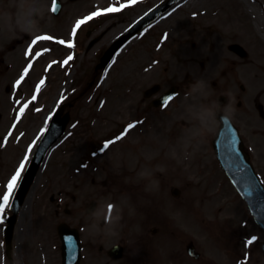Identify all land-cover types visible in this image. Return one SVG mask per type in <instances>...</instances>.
Returning <instances> with one entry per match:
<instances>
[{"label": "rangeland", "instance_id": "1", "mask_svg": "<svg viewBox=\"0 0 264 264\" xmlns=\"http://www.w3.org/2000/svg\"><path fill=\"white\" fill-rule=\"evenodd\" d=\"M152 1L150 0V3ZM242 7L249 12V9L247 8L246 4L252 5L256 8V14L252 13L251 15L247 17H244V14L241 13V16L239 17V21L237 23L233 22L232 15L237 16L236 11L238 10L233 6V2H230V0H198L197 1V7L196 8H186L182 9L179 8L180 11L175 12L172 17L167 18L166 22L162 26L166 27H172V32H170L169 39L164 42V45L159 48L157 51L154 48L155 42L152 40H146L144 45L137 47L136 49L131 48V45L136 44V42L131 43L127 48L123 50L121 55L118 57V59L114 60L111 66L106 70L103 74V77L100 78L101 85H99L100 91L105 90V87L110 84H116V85H139L138 88L135 89V91L130 94L124 101L123 104H127L131 98L135 99L140 90L150 84L151 82L155 80H160L162 84H170V83H183L188 85H197V81L199 76L202 74L204 70V65L207 62V54L211 52V50L214 49V44L212 42V39L217 37L218 40L222 41V47L224 49H227L228 44L231 42H242L244 45H248L247 40L252 43L253 45H258L259 50L257 52H260V56L251 55V53L247 50V56L246 57H239L235 54L236 62L232 64V68H238L239 70H242L241 68H244L245 66H248L250 64L253 65V69L249 72H245L240 75L236 76H230L226 74L228 72L227 70H224L223 72H219L218 70H221L224 65L216 64L215 73L210 77L207 76V78H203L201 85H205L207 81V85L214 87L215 90L223 91V92H232L235 96L233 99V104L236 102V98L238 96L243 97V100H247L249 106H251L252 110L254 109V106L256 102L261 98L264 99V94H262L261 97H259L258 88L259 85L256 84V78L257 77H263L264 78V56L263 51L264 47H262L260 44L264 45V0L261 4H257L255 2H252L251 0H241ZM83 5V4H80ZM229 10H228V9ZM230 8H233L230 10ZM202 11V15L199 14V16L195 17V21L197 25L192 27L191 25L186 24L184 21H188L190 19H193L191 16V12L199 13V11ZM208 11L210 13V16L205 17L203 16V12ZM228 10V12H227ZM233 10L231 15L228 14ZM230 11V12H229ZM228 15V16H227ZM215 17V18H214ZM253 17H258V20H255ZM250 19V28L251 30H248V27H245V30L243 31V34H241V27L242 25L247 22V19ZM211 19V20H210ZM126 22L117 23V27L114 29L116 30L113 34L121 30V28L125 25ZM156 32L158 30H161L160 25L159 27L155 28ZM112 32V30L109 31V33ZM108 33V34H109ZM211 33V35H209ZM253 33L255 35V38H257V42H255V38L251 36ZM110 35L109 37H106L105 39L93 43L91 46V54L99 47H101L103 44H106L108 40L113 36ZM249 34V35H248ZM237 36L242 40H236ZM213 37V38H212ZM217 40V41H218ZM200 42L202 46H204L203 49H200L199 52H195L194 54L187 55L186 52L183 51V49H187L188 47H191V44H195L192 46L193 48H196L198 46L197 42ZM199 44V45H200ZM249 46V45H248ZM151 48V51L148 49ZM138 52L141 54L140 56H137ZM156 52H157V58L159 59V62L156 64V70L152 71H144L143 66L146 65H152L153 58H156ZM222 54L218 56V62L220 61H226L227 60V52L223 50ZM155 55V56H154ZM229 55H232L229 52ZM191 56V57H189ZM234 57V56H233ZM135 58L139 60L140 63H135ZM87 59V57H85ZM95 59H91V66H94ZM258 60V62L256 61ZM143 63V65H141ZM203 64V67H202ZM83 65H89V62L83 63L82 67L77 70V77L82 76L80 71L83 69ZM141 65V66H139ZM256 67H255V66ZM176 66V72L175 73H169V70L167 71L166 67ZM191 66V67H190ZM235 66V67H233ZM142 69L143 73H137V77H133L132 74L134 73V70L136 69ZM152 69V68H151ZM183 69V70H182ZM182 70V71H179ZM234 70V69H233ZM39 73V72H37ZM36 73V75H37ZM247 73V74H246ZM215 75V76H214ZM256 75V77L254 76ZM255 77V78H254ZM239 78V79H238ZM35 79V78H34ZM219 81L218 83H214V85H210L212 80ZM122 80L123 82H120ZM159 82V81H156ZM160 83V82H159ZM209 83V84H208ZM243 83L245 86H247V90H245L243 93L239 92V84ZM140 86H143L140 88ZM208 88V90H210ZM194 90V89H191ZM46 94L47 97L45 100H47V107L45 109L49 110L48 104L52 103L53 95L56 94V92H47L43 93ZM106 95V92H105ZM4 97L6 99V96L2 94L0 97V100H4ZM116 100V99H114ZM2 104L0 103V107ZM199 106V104H198ZM197 106V107H198ZM234 106V105H233ZM128 107V106H127ZM196 107V108H197ZM125 108V107H124ZM4 110V109H3ZM128 109L125 108V111L120 113L118 116L116 113L112 112L110 109L102 113V116L100 118V122L98 124V129H102L101 133H104L105 131L113 128L114 126V119L120 120L122 119L127 113ZM233 113L236 117V120L238 122H241L243 117V122L246 124L245 127H243V132L248 133L249 138L251 139L253 146L255 147V142L257 137H259V133H255V129H258V127L264 129V120L257 122L254 124V122L249 119L248 115L244 114L243 111H235L233 110ZM113 116V117H112ZM112 117L113 120L106 122L104 119ZM251 120V121H250ZM42 121V120H41ZM262 122V123H260ZM39 123V122H38ZM35 132V130L32 131V134ZM60 150H62L60 152ZM256 150V149H255ZM263 150V149H262ZM260 150V155H264L263 151ZM64 146H60L57 150H55L52 154V156L49 159L48 166L43 172V183H45L44 187V194L43 199L38 202L34 201L32 205H30V208L26 211L25 221H21L20 228L18 230V239H21L23 235L28 236L29 233H32L34 235V241L30 247H34L35 249L41 251L47 252L48 258H51V254H49L50 249L53 248V246L58 245V241L54 237V233H56V225L62 221H65L71 225L76 226H83V228L86 231L92 230L94 234L101 233L104 237V241H101L105 246H109L110 244L116 243L118 241H123L125 244V248L127 250V253L131 256V260L133 264H147V261H145L148 258L155 257V246L160 245L165 246V255H174L175 254V248L177 246V240L176 237L173 236L170 233L164 234L163 231L165 230L163 226L166 224L163 219L160 216H155L152 219H149L147 222L143 223V221L137 224L134 222V224H131L130 226V220L132 219L134 213V208H137L140 204H136L133 209H129V204L124 203L125 200L123 197H118V187L116 185L111 186L110 181V174L107 172V170H102L98 172H92L89 171L83 176H78L77 178L70 181L67 185H65L66 181L63 174L65 173V168L62 167V165L56 167L57 160L63 162L64 159ZM264 158V157H263ZM264 163V162H263ZM210 176V175H209ZM213 176V175H212ZM83 177V178H82ZM92 177L95 178V182L92 183L91 179ZM105 179H108V182L106 184H103V181ZM42 180V179H41ZM169 186V185H168ZM41 190V187L40 189ZM192 191V190H191ZM194 193H199L200 189L196 188ZM208 190L203 189L201 194V200H204V204L208 203V211L211 212L212 208V201L211 198H209ZM222 193H225V189H222ZM186 194L188 197V190L186 189ZM166 197L172 199L173 201H178L182 203L183 207H176L177 205H162L163 207H159L161 211H172L170 212L171 216L174 217V220L182 219V222H186L185 224H182L187 230V240H192L197 249L201 252H203L205 257H210L213 255V244L209 243L206 232L201 231L202 229L197 228L200 231V234H196L195 231L188 225L189 222H194L191 218H198V221H200V212L198 216V212L195 213L193 210H196V206H191L192 202H186L191 201L189 198H187L185 195H182V197L179 200H175L170 196L169 190H167ZM195 198V196H194ZM156 199L158 201L163 202V189L161 188L159 192L156 195ZM91 200H97L99 204V209L97 210V214L93 216H87L84 213V207L90 202ZM189 203V204H188ZM145 204V202H144ZM189 205L191 207V212L188 211L186 213L185 205ZM112 206V210L109 211V206ZM197 205V203L193 204ZM141 206V205H140ZM151 206V205H147ZM146 206V210L150 215L152 213L150 212V209ZM188 207V210H189ZM141 208V207H140ZM68 209L69 213L66 214L65 210ZM109 213V219L106 222V225L103 228H98L97 225V215H101L104 212ZM206 213V212H205ZM168 214V213H167ZM166 214V215H167ZM207 214V213H206ZM149 215V216H150ZM165 215V216H166ZM96 216V217H95ZM169 216V215H168ZM33 218L32 227L33 230L36 229L37 226V220L39 222H42L44 224V227L40 230L38 226L37 232H32L29 227L31 224V219ZM171 221V220H170ZM133 225V226H132ZM209 226H213L212 220L208 223ZM198 226V224H197ZM156 228V232H152L153 228ZM200 227L201 224H200ZM99 229L101 232H99ZM211 233L213 235V231L210 228ZM163 235L162 239L158 240ZM224 237H229V234L223 231ZM227 237H225L226 242ZM43 239L44 241L41 242L40 239ZM208 238V239H207ZM180 239L186 240L185 236L180 237ZM184 240L181 241V243L178 245L181 249L182 253L185 252V243ZM25 242L28 244L31 243V239H23L21 245L19 247V243L17 244V259L16 264H33L35 259L30 260L31 254H26L27 250L25 247ZM142 242L145 244L137 245V243ZM211 242V241H210ZM22 250V251H21ZM26 250V252H25ZM215 250V248H214ZM223 250H219L218 254H216L220 259L221 253ZM146 254V257L143 259V263L139 261V257L143 254ZM216 253V251H214ZM21 253H25V256H21ZM231 255H234L232 252ZM137 256V257H135ZM185 256V254H184ZM185 261H183V264H189V261H194L195 264H202L201 261H195L192 259H189L188 256L183 257ZM189 259V260H188ZM26 260V261H25ZM188 260V261H187ZM171 261V260H170ZM170 261H167L165 264H169ZM227 262V261H226ZM128 264H131L130 261L126 262ZM46 264H55L54 261H48ZM107 264H114L109 259H107ZM179 264H181L179 262Z\"/></svg>", "mask_w": 264, "mask_h": 264}, {"label": "snow or ice", "instance_id": "2", "mask_svg": "<svg viewBox=\"0 0 264 264\" xmlns=\"http://www.w3.org/2000/svg\"><path fill=\"white\" fill-rule=\"evenodd\" d=\"M139 2H141V0H126V3H118V5H110L107 8H103V9H98L96 11L91 12L89 15L84 16L83 18L77 19L74 27L71 30V37L72 39L65 41L63 39L58 40L57 42L60 45H65L67 46L69 49H72L75 47V43H74V38L77 35V32L79 29H81L82 26H84L86 23L92 21L94 18L100 17L102 15H106V14H115V13H120L122 12L124 9L130 7V6H134L136 4H138ZM57 10V5H56V0H54L53 2V7H52V11H56ZM147 15V14H146ZM147 31V29H145V32ZM167 38V34H165V39ZM53 37L50 35H42V36H38L35 37L32 40L31 45L29 46V48L26 50L25 55L28 56L30 58V62L25 66V68L23 69L21 75L19 76V78L15 81L14 84V88L15 89H19V87L21 86L22 82L25 80V78L29 75L30 69H32L33 67V62H32V54H33V46H35L39 41H52ZM50 49H43L40 52H35L34 56L35 58H40L43 54L49 52ZM74 57L73 55H68L62 62V67L63 66H67L71 61H73ZM57 63V61H52L49 63V65L45 68V71H49L53 65H55ZM46 83V78H41L39 80V82L36 85L35 91L33 93V95L31 96V98L28 101H21V100H16V104L19 105L18 111L16 113V117H15V121L12 124L11 128L9 129V131L7 132V134L3 137V142L2 144H0V146H6L7 143L9 142V139L13 136L14 134V130L16 129L18 123L20 122L21 118L23 117V115L25 114L26 110L29 109V107L38 99V94L41 91L42 86H44ZM66 97L61 94L60 96V102H63V100ZM172 97H169V100H171ZM42 109L40 108H36L35 111L36 112H40ZM48 119H51V116L48 117ZM136 125L133 123H129L126 125L124 131L122 133H120L119 135H117L114 139L108 140L104 143L103 145V149H108L112 144L119 142L121 139H123L130 130H132ZM21 136H23V133H21ZM16 139H20V137H16ZM33 145H29L28 150L26 151L23 159L20 161L18 167L15 169L14 173L11 175V177L9 178V180L7 181L6 185H5V191L3 192L2 195H0V225H2L5 220H6V212L8 209L12 208L13 206V200H14V195L15 192L18 190V188L21 185V182L24 178V173L26 171V166L29 162V153L31 152ZM235 138H233L232 140V146L233 148L235 147ZM102 149V150H103ZM112 210V206H109V211ZM256 239V237H252L247 243L251 244L254 240Z\"/></svg>", "mask_w": 264, "mask_h": 264}, {"label": "bare ground", "instance_id": "3", "mask_svg": "<svg viewBox=\"0 0 264 264\" xmlns=\"http://www.w3.org/2000/svg\"><path fill=\"white\" fill-rule=\"evenodd\" d=\"M238 1V4L239 5H241V3H240V0H237ZM257 4H261V2L259 1V0H254ZM189 2V3H188ZM186 3V4H185ZM184 4H185V7H187L188 6V4H190V5H194L195 3H196V0H187V2H185ZM242 6V5H241ZM247 6L250 8V12H248V11H246L245 9H243V7H241L240 9H243L245 12H246V14L248 15V16H252V13H255L256 14V10H255V8L252 6V5H249V4H247ZM239 9V10H240ZM257 15V14H256ZM234 17H233V22L234 23H237L238 21H239V17L238 16H235V15H233ZM255 20H258V17H253ZM245 27H248V30H251V28H250V25H247V24H243L242 25V27H241V29H240V31H244L245 30ZM218 39H216V49H215V51L213 52V61L211 62V64H209V67H208V69H207V71H206V73H209L211 70H213L214 68H215V61H219L218 60V56H221V55H225V54H222L223 53V48H222V41L223 40H218ZM258 43V42H257ZM259 44V43H258ZM261 45V44H260ZM204 48V46H202L201 44L198 46V49H203ZM259 50V46L258 45H254V46H252L251 47V52L254 54V55H258V56H260L261 55V53L260 52H257ZM263 82V80L262 79H258V83H262Z\"/></svg>", "mask_w": 264, "mask_h": 264}, {"label": "flooded vegetation", "instance_id": "4", "mask_svg": "<svg viewBox=\"0 0 264 264\" xmlns=\"http://www.w3.org/2000/svg\"><path fill=\"white\" fill-rule=\"evenodd\" d=\"M73 5H74V2L70 1L68 5H66V6L63 5V6H64V8H67L66 10H70V9L74 8Z\"/></svg>", "mask_w": 264, "mask_h": 264}, {"label": "water", "instance_id": "5", "mask_svg": "<svg viewBox=\"0 0 264 264\" xmlns=\"http://www.w3.org/2000/svg\"><path fill=\"white\" fill-rule=\"evenodd\" d=\"M29 181H30V180H29V177H28L27 184L29 183ZM241 190H242V192H243L244 195H245V194H248V192L246 191V189L242 188Z\"/></svg>", "mask_w": 264, "mask_h": 264}]
</instances>
